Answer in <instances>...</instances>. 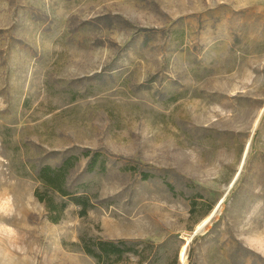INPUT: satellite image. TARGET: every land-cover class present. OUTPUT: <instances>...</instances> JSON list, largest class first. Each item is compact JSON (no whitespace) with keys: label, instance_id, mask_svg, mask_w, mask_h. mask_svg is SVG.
Here are the masks:
<instances>
[{"label":"rangeland","instance_id":"rangeland-1","mask_svg":"<svg viewBox=\"0 0 264 264\" xmlns=\"http://www.w3.org/2000/svg\"><path fill=\"white\" fill-rule=\"evenodd\" d=\"M83 148L95 205L53 223L35 170ZM88 238L264 264V0H0V264H98Z\"/></svg>","mask_w":264,"mask_h":264},{"label":"trees","instance_id":"trees-1","mask_svg":"<svg viewBox=\"0 0 264 264\" xmlns=\"http://www.w3.org/2000/svg\"><path fill=\"white\" fill-rule=\"evenodd\" d=\"M81 157L87 158V163L80 171L75 168ZM123 170L135 172L134 167L124 165ZM107 172L106 158L98 150L92 151L89 148H83L78 153H64L58 163L54 166L44 164L36 170V178L43 184L44 190H34L36 198L43 202L48 211V219L56 223L62 217L63 211L68 201L78 206L79 215H85L87 210L95 205L93 195L87 192L89 187L85 178L93 174H105ZM141 180H147L152 174L144 169L138 170ZM165 185L171 190L172 185L165 181ZM50 191L61 198L60 201H54ZM137 242L135 240L120 239H91L82 240V249L85 253L96 258L98 264H112L110 256H121L124 253H136ZM174 258L172 264H177Z\"/></svg>","mask_w":264,"mask_h":264},{"label":"bare ground","instance_id":"bare-ground-1","mask_svg":"<svg viewBox=\"0 0 264 264\" xmlns=\"http://www.w3.org/2000/svg\"><path fill=\"white\" fill-rule=\"evenodd\" d=\"M210 214V213H209ZM209 216V215H208ZM207 218L208 217H206L205 219H203L199 224H198V226H201V225H203L204 224V222L207 220ZM207 222V221H206ZM184 248V247H183ZM181 257H182V259H184L183 257H184V254H183V252H184V250H182V248H181Z\"/></svg>","mask_w":264,"mask_h":264},{"label":"water","instance_id":"water-1","mask_svg":"<svg viewBox=\"0 0 264 264\" xmlns=\"http://www.w3.org/2000/svg\"><path fill=\"white\" fill-rule=\"evenodd\" d=\"M214 212V211H213ZM205 223V222H204ZM204 225V224H203ZM203 225L196 227L195 231H198Z\"/></svg>","mask_w":264,"mask_h":264}]
</instances>
